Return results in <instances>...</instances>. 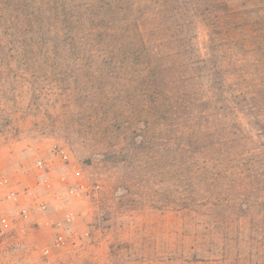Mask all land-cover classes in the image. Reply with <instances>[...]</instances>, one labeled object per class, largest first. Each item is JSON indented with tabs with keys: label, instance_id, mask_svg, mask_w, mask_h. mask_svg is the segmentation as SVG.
Here are the masks:
<instances>
[{
	"label": "rangeland",
	"instance_id": "obj_1",
	"mask_svg": "<svg viewBox=\"0 0 264 264\" xmlns=\"http://www.w3.org/2000/svg\"><path fill=\"white\" fill-rule=\"evenodd\" d=\"M101 1L93 10L100 26L199 31L228 8H264L260 0ZM258 16L263 27L264 11ZM101 48L0 60V201L15 195L8 216L29 208L32 218L23 235L17 226L4 229L0 264H219L199 248L215 217L211 164L208 172L184 170L187 158L154 108L148 89L155 88L114 71L125 56L103 57ZM59 149L69 161L55 156ZM50 222L63 223L67 243L45 259L39 250L57 232Z\"/></svg>",
	"mask_w": 264,
	"mask_h": 264
},
{
	"label": "trees",
	"instance_id": "obj_2",
	"mask_svg": "<svg viewBox=\"0 0 264 264\" xmlns=\"http://www.w3.org/2000/svg\"><path fill=\"white\" fill-rule=\"evenodd\" d=\"M90 2L0 0V60L88 56L95 52L86 46L99 45L103 57L125 56L113 70L155 88L154 108L187 158L184 170L208 172L211 164L215 217L199 248L214 263L264 264V8H228L199 31L100 26L93 10L102 1Z\"/></svg>",
	"mask_w": 264,
	"mask_h": 264
},
{
	"label": "built area",
	"instance_id": "obj_3",
	"mask_svg": "<svg viewBox=\"0 0 264 264\" xmlns=\"http://www.w3.org/2000/svg\"><path fill=\"white\" fill-rule=\"evenodd\" d=\"M55 156L63 162H67L70 160L69 152L66 151L65 149H59L56 152ZM0 183L3 184L4 180H1ZM17 200H18V198L15 195H9L5 201L14 202ZM2 203H3V200L0 201V205ZM38 209L41 211H45L47 209V206L46 205H39ZM29 214H30V209L29 208H23L18 213V216H16V218L13 219V221H16V220L18 221V219L19 220H26L29 218ZM10 223H11V220L8 216L0 217V234L1 235L4 234V228H6ZM50 225L53 226L57 232H56L52 242L49 245L44 246L39 250V253L45 259H49L53 255L54 251L62 250L67 243L66 235L63 232V223H61V222H57V223L50 222ZM25 232H26L25 227H22L20 230V234L23 235Z\"/></svg>",
	"mask_w": 264,
	"mask_h": 264
},
{
	"label": "crops",
	"instance_id": "obj_4",
	"mask_svg": "<svg viewBox=\"0 0 264 264\" xmlns=\"http://www.w3.org/2000/svg\"><path fill=\"white\" fill-rule=\"evenodd\" d=\"M6 203H9V202H3L1 205H0V217H2V216H8L10 213L12 214L13 212H14V209H13V207L14 206H12V205H6ZM9 217V216H8ZM10 218V217H9ZM16 218V217H15ZM15 218H13V219H15ZM38 219L40 218V217H37ZM13 219L12 218H10V220H11V223L9 224L10 226H8L9 228H11L12 226H17L18 227V229H21L24 225H26V223H29V222H32V218L30 219V216H29V218L28 219H26V220H19L18 219V221L16 220V221H13ZM41 219V218H40ZM4 228L5 230L7 229H9V228ZM2 235L0 234V237H1ZM17 263L18 264H23V261L21 262H19V261H17Z\"/></svg>",
	"mask_w": 264,
	"mask_h": 264
}]
</instances>
